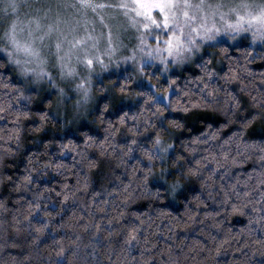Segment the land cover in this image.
Returning a JSON list of instances; mask_svg holds the SVG:
<instances>
[{"label":"clouds","instance_id":"9594fccd","mask_svg":"<svg viewBox=\"0 0 264 264\" xmlns=\"http://www.w3.org/2000/svg\"><path fill=\"white\" fill-rule=\"evenodd\" d=\"M0 264H264V0H0Z\"/></svg>","mask_w":264,"mask_h":264}]
</instances>
